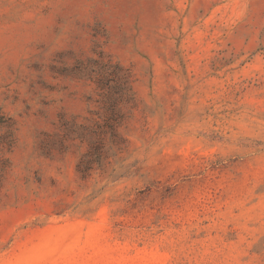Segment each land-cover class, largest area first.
<instances>
[{
    "label": "rangeland",
    "instance_id": "1",
    "mask_svg": "<svg viewBox=\"0 0 264 264\" xmlns=\"http://www.w3.org/2000/svg\"><path fill=\"white\" fill-rule=\"evenodd\" d=\"M0 264H264V0H0Z\"/></svg>",
    "mask_w": 264,
    "mask_h": 264
},
{
    "label": "trees",
    "instance_id": "2",
    "mask_svg": "<svg viewBox=\"0 0 264 264\" xmlns=\"http://www.w3.org/2000/svg\"><path fill=\"white\" fill-rule=\"evenodd\" d=\"M11 125V118L8 117L0 108V126Z\"/></svg>",
    "mask_w": 264,
    "mask_h": 264
}]
</instances>
